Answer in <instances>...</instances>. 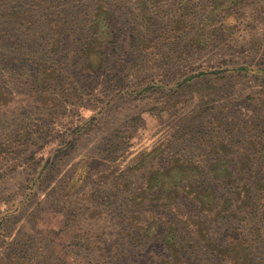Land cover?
Returning <instances> with one entry per match:
<instances>
[{
  "label": "rangeland",
  "instance_id": "374dc122",
  "mask_svg": "<svg viewBox=\"0 0 264 264\" xmlns=\"http://www.w3.org/2000/svg\"><path fill=\"white\" fill-rule=\"evenodd\" d=\"M0 264H264V0H0Z\"/></svg>",
  "mask_w": 264,
  "mask_h": 264
}]
</instances>
